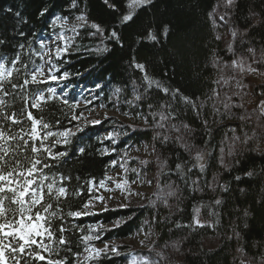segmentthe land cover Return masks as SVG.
<instances>
[{"label":"trees","instance_id":"trees-1","mask_svg":"<svg viewBox=\"0 0 264 264\" xmlns=\"http://www.w3.org/2000/svg\"><path fill=\"white\" fill-rule=\"evenodd\" d=\"M218 1L221 0H154V5L135 10L134 23L122 24L119 17L129 10L128 0H110L118 12H113L102 0H77L75 9L71 8V0H0V38L6 41L0 45V56L10 61L20 51L22 63L29 67L33 61L43 62L34 54L45 52L40 41H50L49 37L60 31V26L54 30L48 26L51 15L72 19L84 12L87 17L88 24L77 28L80 34L75 36L63 62L54 60L61 72L69 73L68 78L30 85L27 89L32 93L38 87L47 95L46 88L52 87L60 96L67 94L69 101L75 98L81 102L76 113L83 116L78 122H69L71 113L58 100L47 102L43 112L32 110L37 118L43 116L54 131L64 128L75 131L77 123L85 129L72 137L70 144L55 149L66 150L69 155L49 174L71 176V181L66 182L69 191L83 189L82 196L71 197L62 205L63 211L81 210L91 195L99 196L96 188L89 193L87 181L95 178L98 185L105 180L103 169L108 168L111 160L122 163L127 160L129 186L145 172L153 173L151 192L132 199L127 194L122 207L100 211L89 208L84 211L91 214L64 221L84 229L66 233L73 237L69 245L73 252L83 251L84 245L77 238L86 235L89 226L101 236L100 240L92 241L96 248H103L105 241L110 246L115 243L119 256L101 257L91 264H129L132 255L146 257L150 264H264V111L260 105L264 102V61L254 63L248 52L253 48L257 60L264 52V0H235L225 9V23L236 32L235 37L231 32L232 39L226 41L212 18ZM43 7L49 9V14L38 17ZM9 8L12 12L7 11ZM16 12H20V18L15 16ZM153 20L157 24L170 22L171 35L163 36L162 30L154 26L158 42L148 40L147 23ZM93 22L104 29L105 37L115 29L123 46L99 35L90 36L89 32L95 31L90 27ZM21 32L25 35L21 36ZM74 35L72 32L69 37ZM20 44H24V49L18 48ZM98 48L102 50L96 51ZM232 60L243 61L245 71L232 67ZM134 62L145 64L149 76L159 81L161 87L179 88L184 96L202 107L193 109L179 97L172 99L165 95L155 85L149 88ZM249 66L257 69L262 83L246 78ZM24 78L23 74L14 73L13 82L22 84ZM246 82L248 94L243 86ZM117 87L123 89L118 96L113 94ZM22 94L17 89L15 99L2 97L11 105L3 110L18 112L23 105L19 99ZM137 95L142 98L137 100ZM247 98L252 103L251 109L245 102ZM225 104L229 107L225 108ZM93 107L114 111L117 117L107 115V119L105 116L99 119L100 124L88 125L83 118L85 111ZM161 114L168 118L161 120ZM11 131H19V126ZM110 131L119 133L115 144L104 139ZM157 134L159 138L154 139ZM163 136L169 140L162 143ZM142 145L151 152L148 161L134 154ZM81 147L85 149L84 155L77 152ZM106 147L117 151L104 155ZM131 148L135 151L133 155L129 153ZM198 153L205 155L199 162L204 164L203 172L195 159ZM135 164L140 167L135 168ZM176 164L182 165V172H177ZM131 169H136L139 175ZM248 171L254 175L247 177ZM237 176L241 179L237 180ZM170 185L176 196L167 197L165 204L164 193L170 190ZM216 200L221 203L215 204ZM196 209L204 227L193 223ZM55 223L58 226L60 221ZM138 234L145 235L141 242L144 250L139 257L130 245L122 244L125 238ZM52 246L58 248L53 259L67 256L69 264H76L77 258L66 252L64 246L55 243Z\"/></svg>","mask_w":264,"mask_h":264},{"label":"snow or ice","instance_id":"snow-or-ice-1","mask_svg":"<svg viewBox=\"0 0 264 264\" xmlns=\"http://www.w3.org/2000/svg\"><path fill=\"white\" fill-rule=\"evenodd\" d=\"M235 0H225V7L233 5ZM102 3L110 8L113 12H118L115 3H110V0H102ZM149 5H154V0H128V11L119 17L122 24L134 23L136 20L135 10L141 7L147 8ZM78 7L77 0H71V8ZM8 12H12V9H7ZM49 14V9L43 7L38 12V17H44ZM20 12H16L15 16L20 18ZM220 20L225 19V15L219 17ZM68 16H61L53 14L50 16L49 27L55 29L57 26L63 28L67 24ZM77 21L82 23L79 27H84L88 24L86 14L80 12L76 16ZM26 22V21H24ZM154 26L162 30V34L165 37L171 35L170 22H157L155 20L147 23L146 38L150 41L158 42L156 31ZM90 27L95 31L89 32L90 36L99 35L108 40H114L121 47L123 46L119 34L115 29L111 30L107 37H105L104 29L97 23H91ZM254 27V26H253ZM74 36L68 37L63 31L56 32L50 36V41L56 45L54 56L55 60L63 62V57L69 53L72 41L75 36L80 33L77 31L76 26L71 29ZM21 36L25 33L21 32ZM232 36H236V32H232ZM219 39V37H217ZM60 41L61 44L56 42ZM6 41L0 38V45H4ZM48 41H40V48L47 49ZM24 44L18 45L19 49H24ZM102 49H96L101 51ZM106 50V49H103ZM248 52L253 57L254 63H261L264 61V52H262L260 60L255 57V50L249 48ZM39 57L42 63L32 62V66L22 63L20 51H17L14 58L8 61L6 56H0V264H33V262H44V264H69L68 257L65 256L62 259H53L52 255H58V248H54L53 243L64 246V250L68 253H72L73 257L77 258L76 264H91L93 261H99L101 257L110 258L112 256H119L120 252L116 246H110L108 242H104L103 248H96L92 241L100 240L101 236L96 233V229L91 226L88 227L87 234L78 237L80 243L84 245L82 252H73L69 247L73 243V237L66 236V233H72L73 231H81L76 224H65L64 221L67 218L80 219L83 216L91 214L85 209L93 207L94 200H103L102 196L91 195L87 202L83 204V208L78 211H63L62 205L65 204L71 197H79L83 195V189L78 187L74 191H69L66 182H70L72 177L63 173L58 175L49 174L51 170L59 163H62L69 153L65 151H56L58 145H68L72 142V137L76 136L78 132H83L85 129L81 127L79 123L75 125V131L72 128H64L63 130H52V125L49 122H45L44 117L37 118L32 110L44 111V105L50 101H59L62 105L66 106L71 113L70 121H79L83 116L82 113L77 114L76 109L80 107V101L73 98L72 101L67 99V94L60 96L57 94L56 89L52 87L45 90L37 87L36 91L28 93L27 89L30 85L39 86L41 84H48L50 82H59L66 80L69 76L67 71L61 72L57 67V63L54 62L53 57L48 55V51H45L43 55L40 52L34 53ZM45 56L48 59L45 60ZM20 64L21 67H17ZM47 65V70L45 71ZM231 66L239 68L240 71H245V65L243 61L232 60ZM134 67L142 74L143 80L147 82L149 88L155 85L165 95H170L172 99L179 97L185 104L190 105L193 109L202 107L197 105L190 97L184 96L179 88L169 89L167 87H161L159 81L153 80L147 71L146 65L143 63H135ZM23 69V72H22ZM249 71L255 72L256 68L248 67ZM14 73L19 76L24 75L22 84L13 82ZM227 84L228 81L224 80ZM10 86V87H9ZM96 87H100L99 84ZM20 89L23 93L19 95V99L23 102L20 110L7 112L3 109L10 108L11 105L7 103L2 97L12 96L14 99L16 90ZM123 91L122 88L117 87L114 90V95L118 96ZM140 100L142 97L137 95L135 97ZM87 103H91L90 100ZM131 103V102H129ZM264 103V102H262ZM30 104V107H29ZM151 107V104H149ZM171 107V105H166ZM225 108L229 105L225 104ZM139 115V114H138ZM168 117L161 114L160 119L165 120ZM107 119V117H106ZM147 123V117H144ZM88 125L95 126L100 124L99 120H87ZM30 122V123H29ZM55 123L58 125L60 121L57 119ZM207 123V122H205ZM19 126V131L13 133L12 128ZM163 127V124L158 125ZM27 127V130H25ZM184 128H188V125H183ZM179 131V129H176ZM119 133L108 132L104 137L105 140H110L113 144L116 143L115 137ZM159 138V134L154 139ZM179 139V138H178ZM168 136H163L161 142H167ZM103 142V141H101ZM39 144V146H37ZM117 150L112 148L109 150L104 148L103 154L110 155ZM155 151V148H153ZM79 155H84L85 149L83 147L77 150ZM223 152V149H221ZM231 151L229 155H231ZM196 161L199 163L205 159L204 153H198ZM118 161H111V166L115 167ZM127 160L123 163H119V167L124 170L125 173L129 171L127 167ZM141 163H147L142 161ZM163 168L164 165L162 164ZM200 171L203 172L204 164L199 163ZM45 169L48 172H45ZM177 172H182L183 168L181 164H176ZM132 172H137L136 169H131ZM191 171V169H188ZM247 177L254 175L253 171L245 173ZM111 180V177L105 178ZM237 180L241 177L237 176ZM133 180L131 183H135ZM115 186L122 191H127L129 186L128 179H122L119 182H115ZM195 183V182H194ZM88 191L91 193L93 189L97 187H105V180L97 182L95 178L87 181ZM224 191L227 188L221 185ZM169 191L164 193L163 201L167 204V197L176 196V190L169 186ZM241 191H244L241 189ZM131 194V193H129ZM220 200H216L215 204L219 205ZM105 210H107L105 208ZM199 209H196L198 214ZM248 213L245 212V216ZM56 221H60L59 225H56ZM193 223L196 226L204 227V224L198 219L196 215L193 216ZM116 226H119L117 223ZM179 227V225H177ZM247 225H245L246 227ZM47 241V243L45 242ZM47 253L48 255H45ZM27 257V259H26ZM135 260V258H133ZM142 264H150L147 258H142Z\"/></svg>","mask_w":264,"mask_h":264},{"label":"rangeland","instance_id":"rangeland-1","mask_svg":"<svg viewBox=\"0 0 264 264\" xmlns=\"http://www.w3.org/2000/svg\"><path fill=\"white\" fill-rule=\"evenodd\" d=\"M229 7H225V0H221V1H218V3H216L212 11V18L214 20V24L218 28V31L220 32V34H223L221 35V37H222V40L224 41L228 39L229 40L232 39V36L230 35L232 30L228 27V24L225 23V19L220 20L219 17L223 15V13L225 14L226 13L225 9ZM81 23L82 22L77 21L76 18L68 19L67 24L63 28L60 27V31H63L65 35L69 37L72 34L71 29L73 28V26H76V28H79V25ZM56 43L61 44L62 42L57 41ZM55 47L56 45L51 42L50 44L48 43L47 49H45V51H48V55L52 56L53 58H55L54 56ZM46 58L48 59V56H46ZM246 78L249 79V81L251 82H255L259 84L263 82V77L257 71L252 72L248 70ZM243 86H244V91H246V93L248 94L249 93L248 83L247 82L244 83ZM245 102L247 106H249V108L251 109L250 106L252 103L250 99L247 98ZM260 105H261V109L264 111V103L261 102ZM112 114L115 117H117L114 111L106 112L104 109H98L96 107L95 108L93 107L92 110H88L87 112L85 111V118H87V120H99L101 117L103 118L104 116L106 117L107 115H112ZM85 118H83V120H85ZM252 120H253V117H252ZM141 154L143 156H149L151 152L148 148L142 149V146H141L139 148L137 155H141ZM114 172H115V176L114 177L111 176L112 178L111 180L105 181L106 188L109 190H106L105 187L96 188V191L99 193V196L103 197V200L93 201L94 206L90 207V209L95 210V211H100L106 207H110V208L122 207L123 203H126L127 194L131 193L129 194L131 199L139 198L143 193L151 192L153 188V185H154V183L152 182L153 173L148 174V172H145V174H142L141 177L135 180L136 181L135 183H132L128 187L129 189L127 191H122L121 189L116 188L114 181L119 182L122 179H125V178L128 179L126 176V173L121 168H117ZM197 217L202 223L203 219L200 217L199 214H197ZM144 237H145L144 234H138V235L130 237V239L123 240L122 244L130 245L131 250L136 251L139 257L141 256L144 250V248L141 246V242L144 239ZM152 239L149 238L150 241ZM113 245H115L114 242H113ZM133 258H135V260ZM143 258H146V257H143ZM129 264H142V258H136L135 256L132 255L130 257Z\"/></svg>","mask_w":264,"mask_h":264},{"label":"bare ground","instance_id":"bare-ground-1","mask_svg":"<svg viewBox=\"0 0 264 264\" xmlns=\"http://www.w3.org/2000/svg\"><path fill=\"white\" fill-rule=\"evenodd\" d=\"M53 60H55V58H53ZM46 70H47V65H46L45 71H46ZM106 112H107V111H106ZM110 112H112V111H110ZM143 148H147V147H146L145 145H142V149H143ZM130 152H131L132 155H133V152H135V151H134V149L131 148V149L129 150V153H130ZM134 154H137V153L135 152ZM141 157H142V159H143V158H144V159H147L146 161H148V159H149V160L151 159L150 156H143L142 154H141ZM111 161H113V160H111ZM111 161L108 162V168H104V169H103L104 174H106L105 177H104V179L106 178V176H107V177H111V176L114 177V176H115V172H114V171H115L117 168H120V167H119V163H122V162H120L119 160H117V161H118L117 165H116L115 167H112V166H111ZM140 165H141V163H140ZM140 165H139V164H135V168H136V167H137V168L140 167ZM105 181H106V179H105ZM124 197H125V196H124ZM123 204H124V203H123ZM120 205H122V204H120ZM125 239H130V237H127V238H125Z\"/></svg>","mask_w":264,"mask_h":264}]
</instances>
